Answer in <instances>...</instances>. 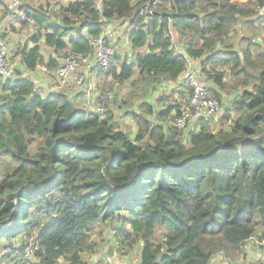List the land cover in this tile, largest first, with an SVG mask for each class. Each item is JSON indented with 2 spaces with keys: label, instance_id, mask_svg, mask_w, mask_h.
I'll use <instances>...</instances> for the list:
<instances>
[{
  "label": "trees",
  "instance_id": "obj_1",
  "mask_svg": "<svg viewBox=\"0 0 264 264\" xmlns=\"http://www.w3.org/2000/svg\"><path fill=\"white\" fill-rule=\"evenodd\" d=\"M12 1L9 31L35 28L14 47L22 68L55 72L64 56L93 52L109 23H122L132 59L119 54L125 60L98 72L142 86L130 94L140 102L132 136L108 108L86 111L67 93L42 94L31 77L0 76V251L10 248L0 261L83 264L86 253H99L106 229L118 254L142 242L140 264L240 255L264 229V0H165L154 15L143 11L150 0H27L25 20L12 19ZM190 58L218 99L236 92L225 111L236 116L215 131L204 121L185 138L164 126L180 105L156 110L147 97L178 81ZM30 236L35 248L26 256ZM18 238L20 252L12 248Z\"/></svg>",
  "mask_w": 264,
  "mask_h": 264
},
{
  "label": "rangeland",
  "instance_id": "obj_2",
  "mask_svg": "<svg viewBox=\"0 0 264 264\" xmlns=\"http://www.w3.org/2000/svg\"><path fill=\"white\" fill-rule=\"evenodd\" d=\"M51 3H55V2H61V3H65L68 2L69 0H48ZM27 2V0H23V3L25 5V3ZM41 0L36 1V3H40ZM46 5V4H45ZM48 7V6H47ZM19 26V30L17 29V33H15L14 35H10L11 36V40H9V46L8 51H9V59L11 61V63L14 65L15 67V72L16 74L18 73V57L15 56V48L14 45L16 44H22L25 42V40H27V38H30L31 33L35 30L33 24H29L28 26L22 28L20 26V24H18ZM110 25V24H109ZM118 29V30H117ZM5 30V28H4ZM125 27L121 26L120 24H114L111 23L110 27H107V31H109V41L114 43L117 48H118V52L117 55L115 56V58L113 59V64H118V55L120 54V56L122 58H128L129 62L132 59V54L133 51L132 49H129L127 47V45H125ZM119 31V32H118ZM10 32V31H9ZM251 31H247V34H250ZM5 34V33H4ZM3 34V35H4ZM112 34L115 35V39L114 36H112ZM117 36V38H116ZM258 41H261L260 38H256ZM117 40V42H116ZM13 41V43H12ZM173 41H174V45L176 48V51H185V45H184V41H182V39H180L178 36H176V33L173 32ZM13 44V45H12ZM264 44V43H263ZM117 57V58H116ZM120 58V57H119ZM120 58L122 61L125 59ZM15 60H17L15 62ZM191 64L189 63V66ZM197 69H199V71L201 70L200 67L197 65ZM82 71V72H81ZM78 70L77 72H75L73 75H71L70 78H68L67 80H61L58 78V76L56 75V71L55 73H50L49 74V78L52 79L54 78V81L57 83L58 86L62 87V90H67V89H72L75 92V96L77 93H80L79 90L84 88V69ZM95 76L96 79L93 81L92 85L95 88H91L89 87V90L91 92L90 97L94 100V102H92L93 104H91V108H93L100 100L101 97L103 95V93L107 90H111L114 94L113 100H114V104L115 106H113L112 108H110L111 105H107L108 111L107 113H114L113 114V123L117 126V128L124 130L126 132H128L129 134H131L132 136H134L137 131V125L136 122L134 120L131 121L132 116H131V108H135L137 107L139 109V104L137 101V99H134L130 94L132 93V91H134L135 89L137 90L136 93H138L140 91V88L142 86L141 83H137L136 78H132L131 80L125 82V83H119L116 82L115 80H113V78H106L104 77L101 73H99L98 71L95 72ZM78 79H82V81H78ZM199 79L201 81H204V78L200 75ZM133 82H136L135 85H132ZM91 86V85H90ZM132 86L135 87L134 89H132ZM165 86V82L161 83L159 86V92H163L164 95L167 97L165 98V100H160V102H162L163 105H168L167 103H172L174 101H178L176 100V97L172 94V93H165L167 90L163 89V87ZM132 89V90H131ZM158 91H156L153 95L159 94ZM184 93H186L187 97L189 98V88L186 86V89L184 90ZM224 95L223 97H225L227 100L230 101V96L229 94L231 93H226L223 92ZM67 94L71 95V92H68ZM101 96V97H100ZM81 99H83V96H81L77 101L81 104H84L85 106L89 107L88 105V97L86 95V93L84 94V99L81 101ZM233 98H231L232 100ZM221 101V100H220ZM184 104H188V100L184 103ZM112 109L111 110H109ZM140 110V109H139ZM227 115H230L232 118H234L236 116L235 112H232V114H227L223 108L222 105L220 106V110H219V120L218 121H211L210 123L212 124V129L215 131L216 129H218V126H227L229 125V119H226ZM171 119L169 118L166 121L167 125H171ZM194 128V127H193ZM184 132V137H188L189 131L187 130H183ZM0 177H1V167H0ZM103 236L105 237L104 241L102 242V244L100 245V250L99 253L96 254H90V253H86L83 257V264H140V255H141V246H142V242L139 241L134 248H132L130 250V252L123 254V252H121L120 250V254L116 253L115 251V256L112 257L110 262H107V248L110 244H113V242L116 241L114 239L113 233L111 230H105L103 233ZM21 238H18V240H20ZM264 229H259L257 231L256 236H254V238H250L245 246H244V250L243 252L238 255V256H231L230 259L226 258L224 256L223 253H218L213 257V260L211 262V264H255L258 261H261L264 259ZM0 264H6V261H0ZM58 264H70L68 262H66L65 260L61 259ZM82 264V263H81Z\"/></svg>",
  "mask_w": 264,
  "mask_h": 264
},
{
  "label": "built area",
  "instance_id": "obj_3",
  "mask_svg": "<svg viewBox=\"0 0 264 264\" xmlns=\"http://www.w3.org/2000/svg\"><path fill=\"white\" fill-rule=\"evenodd\" d=\"M165 0H150L149 3L144 7L143 11L149 12L151 15L155 14V9ZM24 3L20 0H13L9 5L11 11L12 19L14 20H25L28 17L27 10L23 7ZM111 24V23H109ZM108 24V25H109ZM107 25V26H108ZM4 31L3 24L0 23V36ZM109 31L107 27L104 32L97 38L92 40V46L96 49L97 60L94 59L93 53L88 54H69L63 57L61 64L56 69V75L61 80H67L71 75L76 72V70L83 68L87 71L92 70L93 72L99 71L101 69H108L112 63L113 59L117 55V46L109 41ZM8 46L4 43L0 46V76L3 79H11L15 76V67L9 59ZM190 60V59H189ZM200 71L195 66H189L180 76V82L188 85L189 88V100L188 104L184 105L180 113L176 117L171 119V125L177 127L181 130H194L200 129V125L204 121H218L219 120V110L220 106L223 105L222 101L217 98L213 93L211 85L199 79ZM165 82L163 89L168 90L169 83ZM163 83V82H162ZM101 97V96H100ZM114 94L111 90H107L103 93L101 100L91 108L92 112L97 114H104L107 105L113 103ZM164 123V122H163ZM164 126H167L164 123ZM196 126V127H194ZM194 127V128H193ZM254 237H251V239ZM25 253L26 256H32L33 249L35 248L34 237L30 236L25 238ZM264 243V242H263ZM22 241L18 240L14 243L12 247L16 252L21 251ZM9 247H4L0 251V256L9 252ZM107 262H109L112 257L107 255Z\"/></svg>",
  "mask_w": 264,
  "mask_h": 264
},
{
  "label": "crops",
  "instance_id": "obj_4",
  "mask_svg": "<svg viewBox=\"0 0 264 264\" xmlns=\"http://www.w3.org/2000/svg\"><path fill=\"white\" fill-rule=\"evenodd\" d=\"M8 1L9 0H0V23H2V24L4 23L3 25H4V28H5V32L7 33V37L4 38L6 41H7V38H8V40H11L12 38H11L10 35H14L17 32V30L16 31L9 32V29H8L11 25H13V24L16 23V22H9L8 19H7V15H6L7 14L6 4L8 3ZM2 2L5 3V4H3ZM120 25L125 27L124 32H125V36H126L127 24L120 23ZM110 26H111V24L108 25L107 27H110ZM16 28L19 30V27L18 26H16ZM112 36H114V39H115V35L112 34ZM116 38H117V36H116ZM116 42H117V40H116ZM12 43H13V41H12ZM125 45H127V47L129 49H132L131 48V44L129 43V40L127 39V36L125 38ZM184 45H185V43H184ZM14 47H15V45H14ZM179 52L185 53V51H179ZM44 54H45V56H47L48 55V52L47 51H44ZM16 61L17 60H15V62ZM18 61H19L17 63L18 64L17 65L18 66V73H17L16 77H18V76H28V77H31L33 80H35L36 85L39 87L40 92L42 94H44V95H47L49 93H57V92H64V93L71 92V95L70 96L73 97V98L76 97V99L78 100L81 96H83V99H84V94L86 93V95L88 97V105H89V107H87L84 104H82V106H83L82 108L84 110H86V111H91V104H93L92 102H94V100L90 97L91 92L89 90V87L95 88L92 85L93 81L96 79L95 72H93V71H87V70L84 69V72H83L84 75L83 76H84V85H85V87L82 88V89H80L79 90L80 93H77L76 96H75V92L72 89L62 90V87H60V86L57 85V83L54 81V78L50 79L49 78V74L50 73H53V71L52 72L49 71L44 65H40L34 71H28V70H26V69H24V68L21 67L19 58H18ZM189 63L191 64V66L197 67V65H198L200 67V60L199 59L198 60L197 59H190L189 60ZM81 69H83V68H80L78 70L81 71ZM78 70H76V72ZM80 80L82 81V79H78V81H80ZM179 80L176 81V82H168L169 83V88H168V90L165 93H172L176 97V100H178L177 103L180 105V109H181L185 105L184 103L187 100H189V98L187 97L186 93H184V90L186 89V86H188V85L181 83ZM158 93H160V95L159 94H156L155 95V106L154 107H156V110H161V109L165 108L167 105H163L162 102L159 101V99L164 95V93L161 92V91L160 92L158 91ZM223 95H224V93L222 92V94H221V96H222V104H223L222 105V108H223L224 111H226L227 108L229 107L230 102L235 98L236 92H232L231 94H229L230 101L227 100L225 97H223ZM152 96H153V94H150L147 97V100H150V98ZM231 98H233V99L231 100ZM83 99H81L80 102H82ZM139 103L140 102H138V104ZM172 103L175 104L176 101H174ZM78 104H79V107H81V104L79 102H78ZM131 111L138 112L139 109L137 107H135V108H131ZM132 120L133 119H131V121ZM194 127H196V126H194ZM190 131H192V130H190ZM134 134H136V133H134Z\"/></svg>",
  "mask_w": 264,
  "mask_h": 264
},
{
  "label": "water",
  "instance_id": "obj_5",
  "mask_svg": "<svg viewBox=\"0 0 264 264\" xmlns=\"http://www.w3.org/2000/svg\"><path fill=\"white\" fill-rule=\"evenodd\" d=\"M2 42L0 41V46H1ZM192 59V58H190ZM150 103L155 106V95H153L151 98H150ZM114 244H110L107 248V254L111 257L115 256V249H114Z\"/></svg>",
  "mask_w": 264,
  "mask_h": 264
},
{
  "label": "bare ground",
  "instance_id": "obj_6",
  "mask_svg": "<svg viewBox=\"0 0 264 264\" xmlns=\"http://www.w3.org/2000/svg\"><path fill=\"white\" fill-rule=\"evenodd\" d=\"M98 37H99V36H98ZM95 38H97V37H95ZM95 38H94V39H95ZM92 49H93V52H92V53H93V57H94L95 60H97L96 49L93 48V46H92Z\"/></svg>",
  "mask_w": 264,
  "mask_h": 264
},
{
  "label": "clouds",
  "instance_id": "obj_7",
  "mask_svg": "<svg viewBox=\"0 0 264 264\" xmlns=\"http://www.w3.org/2000/svg\"><path fill=\"white\" fill-rule=\"evenodd\" d=\"M108 255V254H107Z\"/></svg>",
  "mask_w": 264,
  "mask_h": 264
}]
</instances>
